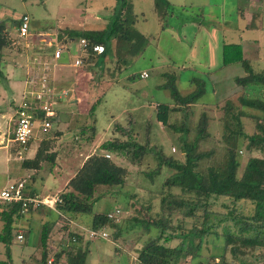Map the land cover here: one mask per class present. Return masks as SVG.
I'll use <instances>...</instances> for the list:
<instances>
[{
    "label": "trees",
    "instance_id": "trees-1",
    "mask_svg": "<svg viewBox=\"0 0 264 264\" xmlns=\"http://www.w3.org/2000/svg\"><path fill=\"white\" fill-rule=\"evenodd\" d=\"M153 1L154 10L162 25V30H165L167 26L163 23H165L168 15L173 14V6L167 0ZM137 20L138 16L133 12L132 0H116L112 15L104 29L97 31L66 29L58 39L57 46L59 47L66 41L77 42V52H74L76 53L75 56H78L81 49L80 41H85L84 53H80L81 66L93 74L94 79L99 82V74L108 71V61H113L114 67L109 70V73L114 82H118L121 72L134 65L149 46H157L155 35L146 36L139 33L136 29ZM11 24L16 27L14 40H16L17 45L25 46L26 51L39 50L42 55L48 54L45 53L46 47L41 46L38 41L39 38L30 31V28L28 38L18 36L20 17L12 21ZM197 25L205 26L204 15L201 20L197 21ZM10 42L5 24L0 23V59L3 57V51L10 47ZM95 46H102L103 52L101 54L94 52ZM55 50L56 47H53L50 52L53 57ZM230 65H241L244 72V76L233 79L231 85L236 86V88L232 92L227 90L228 98L237 94L238 101L242 106L239 111L230 105L224 110L223 127H234V136L227 137L223 132L221 135L223 138L221 137L222 140L219 141V138L205 134L204 131L208 127L209 120L207 114L200 116L195 139L190 144H188V131L185 124L179 128L170 125L171 113L175 111L183 113L184 119L188 120L187 116L191 114L188 109L192 106L200 105L203 108V106L215 104L217 108L219 100L216 96L210 97V93H219L223 96L227 93L223 90L219 91L221 83L215 81L212 73L209 75L197 72L195 73L199 76L188 79L186 89L179 91L177 85L182 80L181 76L191 69L181 65L176 68L177 75L175 76L168 77V74L164 75L163 73L161 76L163 82L156 86L158 89L169 92L171 103L158 104L155 118L163 128L171 129L174 134H178L177 140H180L181 136L182 150L185 152L184 162L164 158L162 163L160 155L152 149L147 150V146L144 144L137 143L133 139L135 136L132 138L130 131L118 124L113 128L114 136L111 137V140L100 146V149L104 150L105 153L121 157L120 160L125 159L132 165H139L141 159L145 155H149L158 161V168L165 166L173 171L171 177H168L161 187L163 189L160 192L162 194L159 200L160 213L169 216L176 213L180 214L183 221L189 220L192 224L189 230L172 229L176 233L164 237L166 221L163 216L158 220L147 219L144 221H137L136 218H133L132 227L143 226L146 229L155 227L159 230V234L154 239H150L138 252L137 264H180L188 257L190 259L189 264H215L212 263L215 260H218L219 264H225V255L228 251L236 258L244 255L246 249H251V251L256 248L264 250V71L255 72L253 70L251 62L243 58L241 46L237 43L222 46V66L217 71L228 68ZM166 72L172 71L167 70ZM127 79L136 81L140 79V76L139 74H130ZM217 88L218 91H214ZM102 98V94L97 97L96 102L91 105L89 114H94L95 107ZM212 99L216 103H211ZM225 119L228 120L225 121ZM244 119H250L254 123L255 131L251 135L243 132ZM86 129L90 130L92 135L95 132L93 125L85 127ZM236 138L242 140L239 145L237 142L233 143L235 151L227 148L229 143ZM204 140L212 141L215 151H219V148L224 146L223 150L228 152L225 166L208 167L206 175L194 171V168L199 162L213 158V149L198 153L196 156L193 155L197 149V144ZM243 144H245L248 153L258 151L262 153L263 157H250L241 167L238 151L240 152ZM41 145L35 159L24 163V167L32 166L33 169H39L41 163L53 164L55 155L46 154L47 149L43 144ZM128 174L126 167L115 164L105 158L104 155H92L87 158L76 175L68 182L66 191L59 195V202L55 204V213L61 221L60 230L69 228L70 222L73 220L81 221L85 228L83 230L76 228L71 230L70 228L71 232L67 234L68 239L64 244L57 242L49 245V234L55 223L50 222L44 225L39 239L40 259L37 258L34 264H49V261L51 264H87L88 255L91 253V243L87 239L88 231L103 232L105 229H115L114 238L117 239L122 231L116 225V217L111 215L113 210H106L105 213L99 214L92 213V209L104 197L100 194L99 189L124 186ZM174 189L178 190V194L173 193ZM34 195V193L29 194V196ZM224 200L222 206L228 209V212L220 215L212 209V206ZM246 203L253 206L252 213L247 216L237 215L235 213L236 206H242ZM21 207L22 204L19 203L0 209V218L5 220L3 231L0 234V240L4 241V244L10 234L12 217L19 214ZM150 207L151 205L148 206V209ZM29 210L32 209L29 208ZM88 214L91 215V221L85 224L83 218ZM173 239H179V245L167 247L165 244ZM215 240H222L223 242L215 245ZM83 243L84 247H82ZM213 249L218 250V252L213 254ZM6 254L10 260L8 250H6Z\"/></svg>",
    "mask_w": 264,
    "mask_h": 264
},
{
    "label": "rangeland",
    "instance_id": "rangeland-1",
    "mask_svg": "<svg viewBox=\"0 0 264 264\" xmlns=\"http://www.w3.org/2000/svg\"><path fill=\"white\" fill-rule=\"evenodd\" d=\"M110 1L112 0H92L90 2L94 4L90 6H97L100 3L106 4ZM81 2L85 3V0H81ZM168 2L173 6V14L168 15L165 23H163L167 27L165 28L166 31L164 30L161 32L159 36L158 47L156 46L155 49L149 46L145 54H143L128 71H123L119 81L112 83L107 90L104 101H101L102 103L97 106L95 111L97 119L95 125L96 132L98 133L97 137L101 139V145L104 143L102 141L111 140V137L114 136L113 128L118 124L127 129V131H130L132 138L134 136L136 137L133 139L137 141V143L144 144V146H147V150L150 151V149H152L155 153L160 155L162 163L164 158H171L178 162H184L185 160L181 136L180 140H177L178 134H174L171 129L163 128L155 118L157 106H155L154 103L166 104L171 100L168 91L158 89L156 86L163 82L161 78L163 73L164 75L168 74V77L177 75V69L173 63L178 64V66L184 63L185 65L183 66L191 68L181 76L182 80L179 85H177L179 91L186 89L188 85L186 81L188 79L199 76L195 73L197 72L209 75L212 73L215 77V81L221 83L219 91L223 90L227 92L224 96L219 93H210V97L214 98L216 96L219 100L217 108L215 104L203 106V108H201L200 105L189 108L188 110L191 114H188V120L184 119L183 113L175 111L170 114L169 122L171 126L179 128L183 126L182 124H185L188 131V144L192 143L195 139L199 118L202 114H207L209 117L208 127L205 128L204 131L205 134H211L215 138H219L220 141L223 138L221 136L223 132L227 137L234 136L235 133L233 132L235 130L234 127H223L225 118L224 110L228 105L234 107V109L238 111L242 108L238 101L237 94L232 95L231 98H228L227 94L228 91L232 92L234 88H236V86L234 87L231 85L233 79L244 76V72L241 65H230L228 68H223L217 72L214 71L222 66V52L220 55L218 46L216 45L237 43L240 41V38H242L245 40L244 46L247 48L246 58L250 60L253 70L255 72L264 71V0H168ZM133 5V11H135L136 14H143L142 17L141 14H139V18L144 19L136 25V29L139 32L156 34L158 32L159 25H157V21L159 19L154 11V1L133 0ZM190 5H193V8H191ZM198 7L200 8L198 9ZM65 8H72L74 11H77V8L73 7L72 4L63 5L61 0H27L25 2L22 0H0V23L5 24L8 30V37L11 41L10 47L3 51V59H16V51L20 49L26 51L24 48L25 46L17 45L15 42L16 40H14L16 37L14 31L15 26H13L14 24H11V22L16 20L18 16L28 12L40 21L45 20L44 17L48 16L49 21L46 20V22L48 21L49 24L51 23L50 21H53L55 18L64 19L65 17L63 18V16H65V13L63 9ZM203 15L205 18V26H199L197 25V21L201 20ZM77 19H79V17H77ZM186 20L190 22H186ZM192 21L196 22L191 23ZM198 28L200 30L204 28L206 31H209L208 37L210 39L202 42L198 41V39L195 40L193 38L195 35L194 32L196 30L198 31ZM246 29L250 31H245ZM210 33L211 35H209ZM183 36H185V38ZM182 39L185 41L182 42ZM192 43H194V46ZM188 44L192 45V47H187ZM220 48L222 49V47ZM196 59L197 63L195 64ZM206 60L209 62L208 66H211L210 69H207L208 66L205 67L204 65V61ZM114 64V62H112L110 66L108 64V71H105L102 75L99 74L101 75L99 82L93 79L85 85V78L81 80V83L83 81V87L81 86V89L87 90L91 89L92 83L96 82V87L92 88L95 93L91 95L90 100L87 99V113L91 105L96 102L97 97L104 92V85L111 79L109 70L114 67ZM142 70L147 71L149 75L147 79H138L136 81L127 79V76L130 74H138ZM167 70H171L172 72L167 73ZM214 91L217 92L218 88ZM14 100L16 102V95L14 96ZM212 102L216 103L214 99H212L211 103ZM246 111L255 113L250 110ZM227 120L225 119V121ZM243 122V132L247 135L254 133V123L250 119H244ZM86 123L78 121L76 129L72 128L75 127L76 124L70 126L69 130L74 129L72 137H77L79 141L81 139L82 143L77 145L74 142L78 140L73 139L74 142L72 140L69 142L71 144L64 146L61 151L63 153L60 157V165H66L68 167V163L72 161L73 164L71 166L74 165V168H78L82 161L78 163L80 154L76 150H73V147L82 145L86 149L84 156L89 154L90 156L104 155L105 158L113 161L115 164L126 167L129 172L124 186L112 188L102 187L99 189L100 194L104 195V197L93 206L92 213L101 214L105 213L106 210H113L111 215L116 217V225L121 229L122 234L116 239L114 238L116 233L115 229H105L103 232L107 235L106 239L91 241L87 238L91 243V253L88 258V264H137L136 259L138 252L150 239H154L159 234V230L155 227H151L150 229H146L143 226L132 227L131 224H134L132 222L133 218H136L137 221H144L147 219L158 220L163 216L166 221V229L163 232L164 237L168 234H175L176 232L172 229L189 230L192 227L191 222L189 220L183 221L180 214L176 213L169 216L160 213L159 200L162 197L160 193L161 189H163L161 187L165 180L171 177L173 171H170V169L165 166L158 168V161L149 155H145L141 159L139 165L136 166L125 159L120 160L117 157H113L110 153L97 150V148L92 146L93 137L90 134V130H88V132L85 131L84 127H90V125ZM71 130L69 132H71ZM241 140L242 139L236 138L229 143L230 145L227 146V148L235 151L233 147L235 142L239 145L241 144ZM83 141L85 144H83ZM223 148L224 146L219 148V151L222 150L219 152L217 150L215 151L212 141L204 140L199 142L193 155L196 156L198 153L213 149L214 157L199 162L194 168V171L206 175L208 167L225 166L228 152H225ZM238 156L241 167H243L244 163L250 157H263L262 153L258 151L248 153L245 149V144H243L240 152L238 151ZM64 171L65 170L62 169L61 173H64ZM64 174H68L67 171H65ZM6 182V176L0 173V190ZM14 183H16V179H10V183H7L3 189ZM37 188L39 191L42 190L41 186ZM53 191L55 192V190ZM173 193L178 194V190L174 189ZM53 194L54 193L51 192L49 194L50 197H48H53ZM41 197H45V193L42 194ZM223 202H225V200L221 203L213 204L212 206V209L220 215L228 212V209L223 208ZM226 203L232 208L227 201ZM149 205H151L150 209H148ZM252 211L253 206L246 203L242 206H236L235 213L237 215L247 216L250 215ZM0 221H2L0 222L1 229L5 220L2 219ZM89 221H91V215H85L83 222L87 224ZM60 226L61 224L58 225V230L56 229L54 231L58 233H55L54 237L56 239L53 240V243L58 242V244H64L68 239L67 234L71 232L73 228L83 230L82 227L76 224L72 225V222L66 230H60ZM16 234V227L11 226L10 237L8 236L5 244L3 243L4 241H0V262H2V264H34L35 259L40 255V252H38L33 257L35 253L34 250L38 247L39 238L37 229L35 231L34 228L30 230V232L27 230L23 242L17 240ZM222 242V240L214 241L215 245L222 244ZM179 243V239H173L165 245L167 247H175L179 245ZM82 247H84V243ZM6 250L10 252V260L7 258ZM217 252L218 250H212L213 254ZM204 253H206V251H204ZM225 260V264H264V250L256 248L251 251V249H246L244 255L236 258L228 251L225 255ZM189 263V257L180 262V264ZM212 263L219 264L218 260Z\"/></svg>",
    "mask_w": 264,
    "mask_h": 264
},
{
    "label": "crops",
    "instance_id": "crops-1",
    "mask_svg": "<svg viewBox=\"0 0 264 264\" xmlns=\"http://www.w3.org/2000/svg\"><path fill=\"white\" fill-rule=\"evenodd\" d=\"M90 1L92 0H85V3H82L81 0H61V3H63V5L72 4L73 7L77 8L76 9L77 11H74V9L72 8L71 9L65 8L63 9V12L65 13L64 14L65 16H63V18L64 17L65 18L64 19L55 18L53 19V21H50L51 23L49 24H48L49 21L48 16L44 17L45 20L40 21L35 17H33V15L28 12H25L22 15H27L30 18V31L36 34V36L40 34H46L48 37L47 41L52 43L54 47L58 43V39H60V37L62 36V32L66 29L76 30V31H97L105 28V26L108 24L109 18L112 15L111 12L113 11L116 5V0H112L106 4L100 3L97 6H90L91 4H94ZM132 6L134 7L133 0H132ZM133 12L134 14H136L135 11ZM139 14L138 13L136 14L138 16L136 25H138L140 22L144 20L143 18L142 19L139 18ZM142 15L143 14H141V17ZM21 16H18L16 19H18ZM77 17H79V19H77ZM46 20L48 21L46 22ZM191 23H195V22L192 21ZM157 25H159L158 32L153 35H155V38H157V47H158L159 36L161 32H163L164 30H162V25L160 24L159 20L157 21ZM245 31H250V30L246 29ZM139 33L146 36L150 34L147 32H139ZM208 33L209 31H206V29L201 28L200 30L198 28V31L196 30L194 32L195 35L193 38L195 40L198 39V41L201 42L207 41L210 39L208 37ZM209 35H211V33ZM183 37L185 38V36ZM181 41L183 42L185 40L182 39ZM244 41L245 40L240 38V41L237 42V44H240L241 46L243 58L250 61L249 59L246 58L247 48L244 46ZM192 45L194 46V43H192ZM192 45L188 44L187 47L191 48ZM44 46L46 47L45 53H48L46 56L42 55L41 51L39 50H34V51L27 50L24 52L18 50L16 51V59L14 58L9 60H4L3 57L2 59H0V173L5 175L7 178V182L1 188V190L7 185V183H10V179L14 178L16 179V182H24L25 193H27V195L34 193L35 194L34 196L41 197V195L45 193V197H48L49 194L53 192L54 194L53 197L51 198H55V197H59L61 193L66 191L68 182L76 175L78 170L82 167L83 163L90 156V154L84 156L85 155L84 153L86 151L85 147H83L82 145L77 146L78 144L82 143L81 139L79 141L77 137L75 138L72 137L73 136L72 132L74 131V129L77 128L78 121H82V123L88 122L86 124L90 126L93 125V127H95L94 134L92 135L90 132L91 136L93 137L92 146L94 148H97V150L99 151L105 152L104 150L100 149L101 139L97 137L98 133L96 132V126H95L97 119L95 116V111L97 109V106L104 101L105 96L107 94V90L110 88L112 83H116V82H114L111 76L110 81H107V84L104 85L105 89L104 92L102 93L103 95V98L101 100L102 102L100 101L96 105L94 114L91 115V113L90 114L89 112L87 113V109H86L88 105L87 99L90 100L91 95L95 93V91L92 90V88L96 87V82L92 83L91 89L88 90L81 89L83 87L82 85L83 81L81 83V80L85 78L84 84L87 85V83L90 80L92 81L94 79V75L86 71L83 67L76 68L73 66V62L76 55L75 52H77V47H78L77 42L71 43L66 41L64 44L60 45L62 49V54L60 55V58L57 60L50 55L51 54L50 52L53 49V47L52 48L50 47L49 49L47 45ZM216 46H218L219 53L221 55L222 49L220 47H222L223 45L218 44ZM152 47L156 49V47L154 46ZM112 62L108 61L109 66L112 64ZM42 63H48L52 67L51 84L54 91L57 92L67 91V95L64 96L61 100H57L55 102L54 109H55L56 117L54 118V121L51 123V129L48 131V133L47 134L38 133L25 147H23L22 145L13 141L12 131L15 126V111H17V108L22 101L23 92L27 87L28 79H32L35 77L38 78L42 75V70H43V67L41 66ZM196 63H197V59L195 60V64ZM208 63H209L208 60L204 61L205 67L208 66ZM173 64L176 68L179 67L178 64L175 63ZM182 65L185 64L183 63ZM210 67L211 66H208L207 69H210ZM220 67H218V69ZM122 73L123 72H121L120 77ZM138 74L140 76V79H147L149 77L147 71L145 70H142ZM143 74H146L147 77L143 78L141 76ZM15 95H16V102L14 100ZM168 103H171V100ZM158 104L159 103L157 104L154 103L155 106H157ZM74 124H76L75 127H72L74 129L73 130L70 129L71 132H69L70 126ZM85 131L88 132V129H86ZM73 139L78 141L74 142ZM72 140L74 143L77 144L76 146L73 147V150H76L80 154L78 163L82 161L80 162L78 168H74V165L71 166L73 164L72 161L68 163V167L66 165L65 166L60 165V159H61L60 157L63 153L61 152L62 148L64 146H68V144H71L69 142ZM84 141L83 144H85ZM106 141L109 140H105L102 142H106ZM41 144H43L47 149V151L45 152L46 154L55 155V160L53 164L41 163L39 169H33L32 166L24 167L23 166L24 163L33 161L35 159L38 150L42 146ZM113 157L116 156L113 155ZM117 158L121 159V157H117ZM62 169L67 171L69 175L64 174L65 171L64 173H61ZM65 175L68 176L64 177ZM38 186L39 187L41 186L42 189L41 191L38 190L37 188ZM53 190H55V192ZM55 212H56L55 209L46 208V207L44 208L41 207V209L37 211L29 210L25 214L19 212V214H16L12 217L11 226H15L16 233L17 234L22 233L23 238L24 235H26L27 230H29L30 232V230L35 228V231L37 229L38 238L40 239V233L43 226L47 225L50 222H54L55 224L53 226V229L49 234V238H50L49 245H52L53 240L56 239L54 235L55 233H58L57 231L56 232L54 231L58 228V225L61 224V221L59 220V218L57 217L58 215ZM2 219L3 218H0V220ZM71 222L72 225L76 224L77 226L85 228V225L81 221L73 220ZM3 228H4V223L1 226L0 234L3 231ZM39 239H38V247L36 250H34L35 253L33 254V257L39 252V242H40ZM39 256L38 259H40ZM89 256L90 254L88 255V258ZM88 258H87V264H88Z\"/></svg>",
    "mask_w": 264,
    "mask_h": 264
},
{
    "label": "built area",
    "instance_id": "built-area-1",
    "mask_svg": "<svg viewBox=\"0 0 264 264\" xmlns=\"http://www.w3.org/2000/svg\"><path fill=\"white\" fill-rule=\"evenodd\" d=\"M29 17L22 15L20 17V24L18 27V36L21 38H28L29 34ZM41 44L52 47L53 44L47 41L46 34L37 36ZM56 47L54 59H59L61 55V46ZM42 46V45H41ZM42 46V47H43ZM80 53H84L85 41H80ZM94 52L101 54L103 52L102 46H95ZM80 53L75 56L73 66L81 68ZM45 62V61H44ZM42 75L38 78L28 79L27 87L23 92V97L20 105L15 111V126L12 131L13 141L25 147L30 140H32L38 133L47 134L51 129V123L54 121L55 102L61 100L67 95V91H54L51 81V66L48 63H42ZM142 77H147L143 74ZM107 156V155H106ZM108 157V156H107ZM24 182H16L9 187L0 191V209L11 204H22L20 213H26L31 208L33 211L42 206L55 209V204L59 202V197H38L29 196L25 193ZM106 233L88 231V238L93 241L97 239H106ZM18 241H23V234H17ZM51 264V261H49Z\"/></svg>",
    "mask_w": 264,
    "mask_h": 264
}]
</instances>
